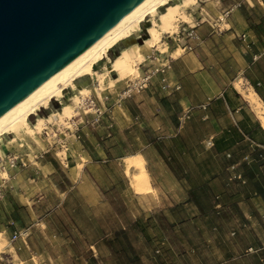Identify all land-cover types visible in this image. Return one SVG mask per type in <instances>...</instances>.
I'll return each mask as SVG.
<instances>
[{"label":"rangeland","instance_id":"rangeland-1","mask_svg":"<svg viewBox=\"0 0 264 264\" xmlns=\"http://www.w3.org/2000/svg\"><path fill=\"white\" fill-rule=\"evenodd\" d=\"M176 18L165 50L132 63L146 86L125 95L133 79L115 71L99 91L95 75L76 78L27 123L84 85L94 111L0 137V264H264V129L245 97L264 104V0H193ZM135 154L142 191L123 161Z\"/></svg>","mask_w":264,"mask_h":264},{"label":"water","instance_id":"water-1","mask_svg":"<svg viewBox=\"0 0 264 264\" xmlns=\"http://www.w3.org/2000/svg\"><path fill=\"white\" fill-rule=\"evenodd\" d=\"M141 0H0V115Z\"/></svg>","mask_w":264,"mask_h":264},{"label":"bare ground","instance_id":"bare-ground-1","mask_svg":"<svg viewBox=\"0 0 264 264\" xmlns=\"http://www.w3.org/2000/svg\"><path fill=\"white\" fill-rule=\"evenodd\" d=\"M192 1L193 0H178L176 2H169V0H141L91 45L1 114L0 137L4 134L13 133L14 136L8 138V142L12 143L15 141L16 136L21 135V129L23 127H25L24 132L28 136L35 137L36 134H39L49 123L57 122L60 126L69 123L67 120L73 116L76 107L82 108L83 112L94 111L95 103L91 90L87 88V85H84L78 89L77 93L72 94L67 102L61 105L60 110L53 111L46 117L36 118L35 123L32 125L27 123V117L29 115L39 110L40 107L47 106L50 100L61 96L62 91L66 87H74V80L76 78L95 75L96 84L94 85H96V90L98 91L103 88L104 79L109 71H115L118 76L130 75L129 77L133 79V77L138 74L137 68L135 67L134 69L132 67L133 61L139 59L146 48L157 46L161 51L165 50L164 46L159 45L161 40L160 33H173L176 29V15L181 10H184ZM159 6H164L163 10L158 11ZM143 20L148 21L149 25L145 28L147 37L143 39L142 43H129L121 48L116 56L112 59H108L107 51L120 41L130 40L133 31L139 28ZM101 60H103V63L109 62V67H105L103 72L97 74L94 72L95 69L93 70V66ZM133 70L135 71L132 74ZM115 81L116 80L113 81V79H110L109 83L113 84ZM146 83V76L141 75L137 80L133 79L132 83L126 85L123 94L131 95L134 89L146 86ZM245 97L254 104V108H251L254 109L257 116L256 118L264 129V104L261 103L259 100L260 98H257L253 89L248 90ZM123 161L126 166H131L136 169V173L133 174L132 180L135 186L134 188H136L137 191L149 188L148 173L143 163L144 160H142L139 155L136 156L135 154V156H125ZM11 163L14 164L15 162L11 160Z\"/></svg>","mask_w":264,"mask_h":264},{"label":"trees","instance_id":"trees-1","mask_svg":"<svg viewBox=\"0 0 264 264\" xmlns=\"http://www.w3.org/2000/svg\"><path fill=\"white\" fill-rule=\"evenodd\" d=\"M262 128V127H261ZM263 129V128H262Z\"/></svg>","mask_w":264,"mask_h":264}]
</instances>
